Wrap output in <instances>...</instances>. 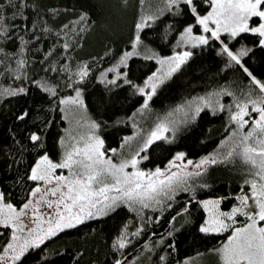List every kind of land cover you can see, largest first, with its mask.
Masks as SVG:
<instances>
[{"label": "trees", "instance_id": "obj_1", "mask_svg": "<svg viewBox=\"0 0 264 264\" xmlns=\"http://www.w3.org/2000/svg\"><path fill=\"white\" fill-rule=\"evenodd\" d=\"M194 3L200 15L211 11L207 0ZM82 14H87L84 21L80 20ZM0 15L10 29L6 38L0 37V191L5 202L18 207L28 199L35 184L27 176L41 154L47 152L56 162L61 159L65 109L59 100L75 96L74 89L82 93L87 117L103 122L99 135L106 149L118 150L114 162L138 151L147 134L165 118L175 120L177 130L165 133L170 142L156 141L141 153L148 157L138 165L141 170L162 168L179 152L186 154L183 162L195 164L218 153L217 159L222 161L199 170L189 167L186 172L202 173L188 178L192 191H177L171 199L162 197V204L149 208L121 205L106 216L59 233L40 248L29 250L21 261L8 264H115L116 260L122 264H177L217 248L231 231L200 232L205 212L199 202L217 196L222 209L237 205L242 189L249 191L244 184L247 166L239 159L223 162L232 129L227 109L204 108L195 120L183 123L184 111L176 110L222 89L241 96L255 86L239 66H228V58L220 54V41L178 46L185 27L193 25V35L202 34L189 7L169 8L166 0H11L10 4L4 0ZM144 16L156 19L148 21L151 27L140 32L142 43L126 65H120L122 54L133 51L136 24ZM221 39L234 52L251 48L242 63L264 81V47L259 46L257 35L241 33L230 40L222 34ZM180 51H190L192 56L157 88L149 109L138 112L144 97L125 80L143 87L147 77L161 67L156 58L147 57ZM20 60L24 61L22 67ZM85 65L88 75L81 80L78 73ZM109 80L116 83L109 84ZM45 87L54 89L55 96L44 91ZM21 88L25 91L15 95L5 91ZM233 100L232 96L220 97L225 105ZM32 133L40 135L41 142L34 144ZM125 137L133 139L121 147ZM245 219L239 216L237 224ZM138 230V235H132ZM122 233L126 246L114 247ZM9 235L10 229L1 226L0 251Z\"/></svg>", "mask_w": 264, "mask_h": 264}, {"label": "snow or ice", "instance_id": "obj_2", "mask_svg": "<svg viewBox=\"0 0 264 264\" xmlns=\"http://www.w3.org/2000/svg\"><path fill=\"white\" fill-rule=\"evenodd\" d=\"M3 2L4 0H0V4ZM8 2L10 4L11 0ZM207 2L211 11L200 15L194 0H166L169 8L178 9L182 4L189 7L196 25L201 26L202 29V34L193 35L194 26L185 27L178 46L207 45L210 39L220 41V54L228 58V66L231 67L232 64L239 66L255 88L253 91L243 92L241 96H235L234 93L222 89L206 97L194 98L176 110L184 111V120L181 121L183 123L195 120L204 108H212L214 111L227 109L230 112L229 122L232 129L225 144L223 162L239 159L247 166V178L244 184L249 188V192L244 193L242 189V194L236 197L238 204L230 212L218 211L220 204L218 199L199 202L209 210V219L199 231L202 233L231 231L227 241L215 249L221 264H264V81L257 79L242 63V58L248 56L252 51L251 48L242 47L234 52L229 48L228 43L221 39L222 34L234 40L241 33H252L259 37V46L264 47V0H207ZM86 15L82 14L80 20L84 21ZM155 19V16L141 17L140 22L136 24L137 32L132 41L133 51L122 54L120 65H126L127 60L134 55L135 49L142 43L140 32L146 27H151L148 21ZM3 20L4 17L0 15V37L6 38L10 29ZM254 20L259 22L253 25L251 22ZM20 39L23 40L22 37ZM64 47L68 48L69 45L65 44ZM191 56L190 51L174 52L164 57L149 56L148 59L156 58L161 67L147 77L144 86L137 87L132 85L131 81L125 80V83L135 87L144 97L138 112L149 109V102L156 94L157 88L173 73L179 71L181 65ZM18 63L22 67L24 61L20 60ZM114 70V68L108 69V71ZM78 75L81 80L88 75L86 65L81 68ZM107 83L115 84L116 81L109 80ZM255 90H258V94L254 95ZM5 91L15 95L25 90L21 88L16 91ZM44 91L51 92L53 96L56 94L52 88L45 87ZM74 91L75 96L60 99L59 103L83 109L82 93L79 89ZM221 96L234 97L233 103L222 104ZM102 124L103 122L91 120L87 124V132L79 135H73L71 130H65V136L59 140V145L64 149L59 161L54 162L47 152L39 156L27 176L28 180L34 182L35 187L31 189L30 198L19 211L11 203L3 202L5 194L0 191V226L13 229L11 242L7 243L3 251L4 253L11 251L13 261H21L29 250L40 248L59 233L74 229L88 219L106 216L121 205L149 208L153 204H162V197L171 199L177 191H192L188 185V178L200 176L202 173L184 172L180 169V165L175 161L184 160L186 154L183 152L176 153L173 160L169 161L167 170L157 167L154 171L146 172L138 167L141 160L148 159L147 156H141V153L146 152L154 142L169 141L165 133H175L177 130L175 120L167 118L160 120L143 139L139 150L129 157L120 159L119 162L113 160L118 150L106 149L105 142L99 135ZM41 139L36 133L30 136L34 144L41 142ZM132 139L133 137H125L121 147ZM218 155L220 154L202 158L194 164V168L199 170L204 165L222 162L217 159ZM187 165H193V161L188 160ZM173 167L180 170L170 171ZM58 170H66L67 174L62 171L58 174ZM41 205L49 210L47 219H44L39 211ZM30 207L35 227L28 229L27 235L21 237L18 233L24 232L25 229L21 217L27 214ZM187 210L186 207L184 211ZM239 216H244L246 219L243 224L237 226ZM175 219L173 217V220ZM139 231L132 235H138ZM116 246L121 249L126 246L124 233L117 239L114 247ZM2 259L3 256H0V260ZM115 264L122 262L116 260Z\"/></svg>", "mask_w": 264, "mask_h": 264}, {"label": "rangeland", "instance_id": "obj_3", "mask_svg": "<svg viewBox=\"0 0 264 264\" xmlns=\"http://www.w3.org/2000/svg\"><path fill=\"white\" fill-rule=\"evenodd\" d=\"M64 109H65L64 110L65 111V114H64L65 128H64L63 136H65V130H71L73 135H79V134L86 133L88 130L87 124L89 121H91V119L87 117L85 110L83 111L84 108L83 109H77L75 106H64ZM187 161H184V162L183 161H175V163L177 165H180V169H182L184 172H186L189 167L194 168V164L188 166ZM54 162H56V161H54ZM185 165H187L188 167H185ZM168 168H169V163L160 169L161 170H167ZM180 169L173 167L170 169V171L175 172V171H179ZM128 170L131 171L132 169H128ZM61 171L64 172V174H67L66 170H58V174ZM34 187H35V185H34ZM29 198H30V196L28 197V199ZM217 199L220 200V198L217 196H207V197L202 198L200 200V202L206 201V200H217ZM27 200L24 203H26ZM3 202L8 203L5 201H3ZM23 204L21 206H18V207L14 206V207L17 209V211H19L22 208ZM201 205H202V203H201ZM202 207H203L204 212H205V217H204L203 222L200 224V227L205 223V221H207L209 219V210L206 209L203 205H202ZM231 209H229V210L228 209H222L220 207V204L218 206V211H220V212H230ZM39 211H40V213L43 214L44 219H47V215H48L49 210L45 206L41 205L39 208ZM21 220H22L23 224L25 225V229H24V232L18 233V235L23 237V236L27 235L28 229L35 227L34 217L32 215L31 207L27 210V214L25 216L21 217ZM237 222H238V217H237ZM239 225L240 224H237V226H239ZM8 228L10 229V235H9L7 242L4 244V246L2 247V249L0 251V256H3V259L0 260V264H8L9 262L12 261V255H13L12 252L9 251L8 253H4V251H3L4 248L6 247L7 243L11 242V235H12L13 229L10 227H8ZM230 234H231V232H230ZM227 238L217 248H219L221 245H223L227 241ZM217 248H215V249H217ZM215 249L210 250L206 253L197 254L195 256L188 257L183 262L177 263V264H221L220 258L217 255ZM142 257L140 259H142Z\"/></svg>", "mask_w": 264, "mask_h": 264}]
</instances>
